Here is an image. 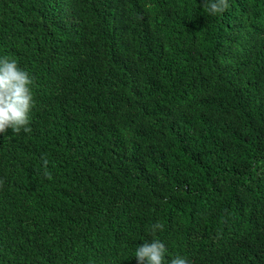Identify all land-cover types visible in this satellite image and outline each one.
I'll use <instances>...</instances> for the list:
<instances>
[{
    "label": "trees",
    "instance_id": "16d2710c",
    "mask_svg": "<svg viewBox=\"0 0 264 264\" xmlns=\"http://www.w3.org/2000/svg\"><path fill=\"white\" fill-rule=\"evenodd\" d=\"M208 2L0 0L34 95L0 134V264H138L153 238L264 264V0Z\"/></svg>",
    "mask_w": 264,
    "mask_h": 264
},
{
    "label": "clouds",
    "instance_id": "9594fccd",
    "mask_svg": "<svg viewBox=\"0 0 264 264\" xmlns=\"http://www.w3.org/2000/svg\"><path fill=\"white\" fill-rule=\"evenodd\" d=\"M228 8V0H209L208 10L211 14H222ZM32 78L29 72L22 69L14 59L0 56V134L9 128L14 133H27L31 129V112L34 106ZM48 161H44L47 167ZM52 179L50 173H45ZM162 225L151 226L150 234L154 236ZM168 250L163 241L153 238L134 250L138 264H164ZM169 264H190L183 256L172 258Z\"/></svg>",
    "mask_w": 264,
    "mask_h": 264
}]
</instances>
